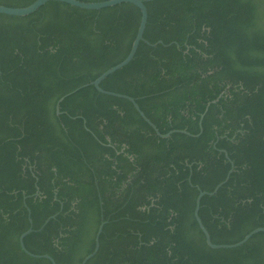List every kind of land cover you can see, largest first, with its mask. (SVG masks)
<instances>
[{"label": "trees", "instance_id": "1", "mask_svg": "<svg viewBox=\"0 0 264 264\" xmlns=\"http://www.w3.org/2000/svg\"><path fill=\"white\" fill-rule=\"evenodd\" d=\"M144 3L100 85L188 132L90 83L127 54L136 4L0 12V264H52L21 247L30 225L28 250L79 264L101 219L84 264H264L263 230L211 247L193 213L232 161L198 214L214 242L264 226V0Z\"/></svg>", "mask_w": 264, "mask_h": 264}, {"label": "water", "instance_id": "2", "mask_svg": "<svg viewBox=\"0 0 264 264\" xmlns=\"http://www.w3.org/2000/svg\"><path fill=\"white\" fill-rule=\"evenodd\" d=\"M45 1L47 0H33L32 2H30L27 5H22V6H12V5H7V4H3L0 3V12L2 13H8V14H16V15H24L27 13H30L32 11H34L36 8H38L41 4H43ZM59 1H64V2H68L71 5H76L79 7H84V8H101L103 6H107V5H112L121 1H129L132 2L134 4H136L139 9H140V19H139V24L137 26V30L135 33V36L131 42L130 48L127 52V54L125 55V57L123 59H121L120 61H118L117 63L109 66L108 68H106L105 70H103L101 73H99L94 79H92L90 81V83H92L97 90L102 91V92H106V93H110V94H114L117 96H122V97H126L129 100L132 101L134 107L137 109V111L140 113V115L154 128L155 132L157 134H159L160 136H168L172 131L174 130H179V131H183V132H188L185 129H170L167 132H160L157 128V126L154 124V122H152L143 112V110L139 107L138 103L136 102V100L134 99L133 96L126 94V93H122V92H117V91H113V90H108L103 88L100 85V81L109 73L113 72L114 70H116L117 68L123 66L125 63H127L134 55L136 48L138 46V43L141 39H144L143 37V31L145 28V24H146V20H147V7L144 3V0H59ZM158 41H161L160 39ZM154 44V43H153ZM63 98V96H60L56 102V112H59V101ZM215 100V99H213ZM212 100V101H213ZM203 114H201L200 116V120L199 123H201V117ZM225 154L226 156H228V153L225 150ZM233 168V162L231 161V166L225 176V178L223 180H221L220 182H218L214 188L212 190H203V189H199L196 198H195V206H194V216L197 220V223L199 225V227L201 228V230L204 233L205 236V240L206 243L211 246V247H230V246H235L238 244L243 243L245 240H247L251 234H253L256 231L259 230H263L264 231V226L260 225V226H256L254 228H252L251 230H249L247 233L244 234V236L242 238H240L239 240L235 241V242H214L211 240L210 238V234L208 229L205 227V225L202 222V219L200 218L199 214H198V210H199V206H200V198L203 194L208 193V194H212L214 193L219 185H221L227 178L228 175L230 173V171ZM199 188V187H198ZM54 214H52L51 216H53ZM48 216L45 220V222L49 219ZM105 220L101 219L98 228L96 230L95 233V244L94 247L92 249V251H90L89 253H87L82 260L80 261L79 264H84L85 261L91 257L96 250L98 249L99 246V234L102 230L103 224H104ZM43 225V224H42ZM32 230V226L30 225L27 229H25L23 232L20 233L19 235V243L21 245V247L25 250V252H27L28 254H31L33 256H43V257H47L52 264H58L56 263V261L54 260V258L48 254V253H34L31 252L30 250H28L23 242V237Z\"/></svg>", "mask_w": 264, "mask_h": 264}]
</instances>
